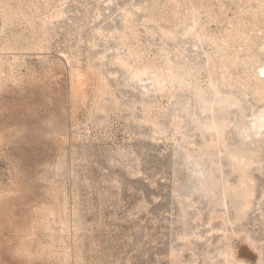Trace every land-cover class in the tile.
I'll list each match as a JSON object with an SVG mask.
<instances>
[{"label": "rangeland", "instance_id": "374dc122", "mask_svg": "<svg viewBox=\"0 0 264 264\" xmlns=\"http://www.w3.org/2000/svg\"><path fill=\"white\" fill-rule=\"evenodd\" d=\"M0 264H264V0H0Z\"/></svg>", "mask_w": 264, "mask_h": 264}]
</instances>
